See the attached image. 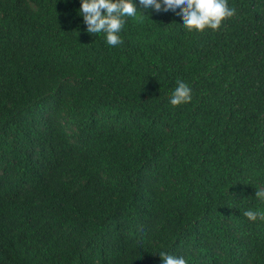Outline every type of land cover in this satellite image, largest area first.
<instances>
[{
  "label": "trees",
  "instance_id": "16d2710c",
  "mask_svg": "<svg viewBox=\"0 0 264 264\" xmlns=\"http://www.w3.org/2000/svg\"><path fill=\"white\" fill-rule=\"evenodd\" d=\"M228 3L220 31L149 9L109 47L81 0H0L1 244L32 264H264L243 216L264 212V0Z\"/></svg>",
  "mask_w": 264,
  "mask_h": 264
},
{
  "label": "clouds",
  "instance_id": "9594fccd",
  "mask_svg": "<svg viewBox=\"0 0 264 264\" xmlns=\"http://www.w3.org/2000/svg\"><path fill=\"white\" fill-rule=\"evenodd\" d=\"M143 11H139L133 0H81L79 15L83 17L87 32L93 36L103 34L109 47H119L124 40L121 32L128 19H136L145 15L149 9L157 13L172 11L183 19V28L188 33L205 34L207 31H220L227 22L235 17L236 10L229 6L228 0H139ZM179 9V11H177ZM177 86L170 96V104L179 107L192 102V89L182 80H177ZM256 199L264 203V187L256 188ZM250 221H264V212L246 210L243 212ZM6 237V235H5ZM16 243L7 236L6 242L0 243V264H24L21 259H28L32 264L34 259L23 255L15 248ZM27 249V248H25ZM12 251L13 255L5 258ZM163 264H187L183 257L161 252Z\"/></svg>",
  "mask_w": 264,
  "mask_h": 264
}]
</instances>
